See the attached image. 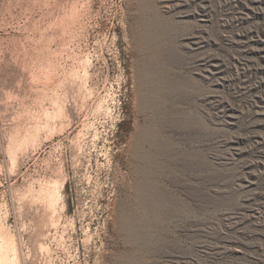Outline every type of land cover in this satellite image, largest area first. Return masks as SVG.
Returning <instances> with one entry per match:
<instances>
[{
    "label": "rangeland",
    "instance_id": "374dc122",
    "mask_svg": "<svg viewBox=\"0 0 264 264\" xmlns=\"http://www.w3.org/2000/svg\"><path fill=\"white\" fill-rule=\"evenodd\" d=\"M2 235L16 264H264V0H0Z\"/></svg>",
    "mask_w": 264,
    "mask_h": 264
},
{
    "label": "bare ground",
    "instance_id": "6f19581e",
    "mask_svg": "<svg viewBox=\"0 0 264 264\" xmlns=\"http://www.w3.org/2000/svg\"><path fill=\"white\" fill-rule=\"evenodd\" d=\"M150 70H149V74L153 73L154 76H155V69L154 68H150ZM147 74H148V71H146V75ZM143 83H144V85L147 84L151 91H153L155 93L162 94V92H163V84L160 83L159 80H156V79L153 78L151 80L145 81V79L143 78ZM143 94L146 95L145 92H143ZM144 102L145 103L148 102V103L153 104L152 102H149L147 99H144ZM138 133H139L138 141L134 145L135 150H137V151L139 150L141 143L151 142V141L153 143L152 135L155 134V130L153 128H150V129H146V130H141ZM141 156L144 157L147 160L150 159V157H149V155L147 153H141ZM138 188H139V186H138ZM1 239H2V241H1V244H0V264H16L15 259L11 258L9 253H8V249H10L12 247V246H10L11 243H12V239L9 238L6 235H2Z\"/></svg>",
    "mask_w": 264,
    "mask_h": 264
}]
</instances>
